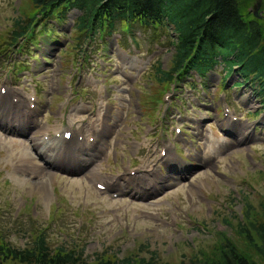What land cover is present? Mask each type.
<instances>
[{"label": "rangeland", "instance_id": "1", "mask_svg": "<svg viewBox=\"0 0 264 264\" xmlns=\"http://www.w3.org/2000/svg\"><path fill=\"white\" fill-rule=\"evenodd\" d=\"M238 1L244 19L258 21L264 29V0ZM28 2L0 0V91L16 87L35 100L34 109L20 117L17 108L6 106L20 95L7 91L4 99L0 96V124L13 127L19 116L21 125L15 136L0 131L4 239L25 247L29 233L41 228L50 248L64 244L83 249L87 261L101 256L111 261L152 258L158 264H191L196 257L211 255L228 238L255 264H264L237 231L240 224L264 218V105L252 82L228 73L227 64L219 60L203 78L191 74L187 80L162 86L156 70L170 66L174 54L170 42L175 37L170 28L153 32L133 25L135 47L118 22L110 36L77 40L73 23L78 11H70L61 23L47 22L46 28L52 27L57 36L52 40L36 32L42 25L38 20L34 47L28 40L17 49L21 41L13 44L9 36L16 18L26 21L34 15ZM196 121L201 124L195 125L213 130L210 155L220 154L214 162L202 159L196 146H203L189 127ZM68 124L91 133L93 149L103 151L94 171L74 165L75 159H70L76 150L71 158L65 157L68 165L44 169L48 164L31 139L43 144L37 140L40 136L48 141L57 134L61 137L63 129L72 134ZM95 128L102 129L101 137L94 136ZM222 138L230 142L223 144ZM164 147L169 160L160 159ZM62 148L58 145L65 154L76 149L72 144ZM55 158L58 155L51 161ZM152 169L156 173L149 182L128 177L129 172L142 176ZM80 171L106 185L115 177L128 180L131 197L98 192L92 175ZM171 171L174 176L181 172L177 180L184 179L180 185L171 179L162 189L159 183L171 177ZM149 183L153 189H147ZM114 189L121 193L119 185Z\"/></svg>", "mask_w": 264, "mask_h": 264}, {"label": "trees", "instance_id": "2", "mask_svg": "<svg viewBox=\"0 0 264 264\" xmlns=\"http://www.w3.org/2000/svg\"><path fill=\"white\" fill-rule=\"evenodd\" d=\"M29 4L34 15L26 21L14 20L9 36L13 44L33 32L38 20L42 21L40 36L54 39V30L46 28L47 22H63L71 10L80 13L73 25L77 40L93 39L102 31L110 35L117 22L121 27L137 25L153 32L166 26L175 35L170 42L174 54L168 69L157 67L160 85L187 80L192 73L203 78L220 60L229 70L236 66L240 78L252 82L254 93L264 105V29L258 21L244 19L238 0H29ZM237 231L264 260V218L248 221L246 226L240 224ZM29 234L27 245L18 248L0 233V264H158L152 258L111 261L99 256L87 261L82 257L83 249L64 244L50 248L44 229ZM212 251L211 255L196 257L191 264H255L228 238Z\"/></svg>", "mask_w": 264, "mask_h": 264}, {"label": "bare ground", "instance_id": "3", "mask_svg": "<svg viewBox=\"0 0 264 264\" xmlns=\"http://www.w3.org/2000/svg\"><path fill=\"white\" fill-rule=\"evenodd\" d=\"M0 96L1 97H4L1 93H0ZM24 97V98H23ZM20 102L18 103V104H21V108L22 109H24L25 107V96L23 95L22 96V99H20L19 100ZM11 110V109H10ZM76 111V113L79 111V109H76L75 110ZM9 113H10V111H9ZM74 119V118H73ZM21 120H22V122L23 123H25L24 122V120H23V118H21ZM99 121H100V124L101 123H103V121H102V118L100 119H98ZM98 120H96L95 121V123H97L98 122ZM103 120H106V116H104V119ZM14 123H18V121L16 120V121H14ZM99 124V125H100ZM0 126L1 127H3V128H5L4 126H2L1 124H0ZM93 126H95L96 127V125H93ZM2 128V129H3ZM6 129V128H5ZM25 129V128H24ZM4 130V129H3ZM13 130H15V129H13ZM82 130V129H81ZM84 130V129H83ZM82 130V138L84 139L85 138V134H84V131ZM102 129H98V130H96V132H98V133H100V131H101ZM106 130H107V128H106ZM108 130H110L111 131V128H109ZM63 132H66V131H63ZM86 132V131H85ZM74 133H75V131H74ZM97 133V136L98 137H101V134L99 135ZM26 134L28 135V136H30V134H31V130L30 129H28L27 130V132H26ZM64 134V133H63ZM106 135V134H105ZM104 135V136H105ZM88 136H91V134H88L86 137H88ZM75 139V138H74ZM86 139V138H85ZM31 141H32V146L34 147V148H37L38 149V153H39V155H40V157H42V159H44V160H46V164H48V165H50V167H53L54 169L56 168V169H60L62 166H64V165H68V164H65L64 163V160H65V157H67V158H71V154H73V152H74V150H72V153H71V150L69 151V152H66V154L65 153H62V154H60L61 152H63V151H61L60 149H58V145L59 146H61V147H67V145L69 144V143H67L65 140H62V139H57V145H53V142H48L47 144L46 143H44V141H42V143L43 144H40V142H37L36 141V139L34 140V139H31ZM75 141V140H74ZM73 141V142H74ZM101 141V140H100ZM76 143H78V142H76ZM213 143V142H212ZM87 149V148H86ZM214 149V148H213ZM59 154V155H58ZM54 155V157L56 156V155H58V158H55L53 161H51V156H53ZM80 156H82V155H80ZM62 157V158H61ZM96 157H98V155H96L95 154V156L94 157H89V158H82V157H78V159H79V163L80 164H85V165H92L93 163H94V161L96 160ZM57 159H58V161H57ZM160 159L161 160H163V159H165L164 157H162V156H160ZM71 161H73V157L70 159ZM77 161V160H76ZM57 162H62V163H64V164H62V165H60V167H58L57 166ZM100 163V162H99ZM100 165V164H99ZM87 167H89V166H87ZM91 170H93L94 171V169H91ZM136 171H140V169L139 170H136ZM152 172L154 171V169H152L151 170ZM148 172V171H147ZM141 173H142V171H141ZM140 173V174H141ZM51 174H53V171L51 172ZM86 174V173H85ZM90 174V173H89ZM54 175V174H53ZM52 175V176H53ZM154 175H155V172H153V173H147V174H144V175H142V176H138V179H141V183H146V182H149L150 181V179H153L152 177H154ZM133 179H136V176H134L133 177ZM137 179V180H138ZM171 179H176L174 176H171V177H169V178H166L164 181H161L160 183H159V186L162 188V189H164V187H166L167 186V183H168V180H171ZM121 181H123L124 183H125V186L123 185V184H121ZM153 181V180H152ZM154 182V181H153ZM126 183H128V180H124V179H122V178H117V177H115V179L114 180H112V182L110 183V185H106L105 186V190L104 191H106L108 188H110V187H112V188H114L115 186H118L119 185V188H120V191H121V193H129L130 191L127 189L128 187H126ZM150 185H149V187L150 188H147V189H153L154 188V186H155V182L153 183V185L151 184V183H149ZM126 191V192H125ZM120 193V192H119ZM138 192L137 191H135V192H131V194H137ZM145 194V193H144Z\"/></svg>", "mask_w": 264, "mask_h": 264}, {"label": "water", "instance_id": "4", "mask_svg": "<svg viewBox=\"0 0 264 264\" xmlns=\"http://www.w3.org/2000/svg\"><path fill=\"white\" fill-rule=\"evenodd\" d=\"M257 7H258V5H256V6H255V10L257 9ZM255 10H254V13H253V15H255Z\"/></svg>", "mask_w": 264, "mask_h": 264}]
</instances>
